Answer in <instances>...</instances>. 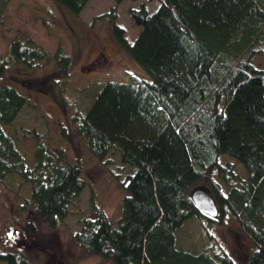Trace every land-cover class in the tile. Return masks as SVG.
<instances>
[{"label": "trees", "instance_id": "obj_1", "mask_svg": "<svg viewBox=\"0 0 264 264\" xmlns=\"http://www.w3.org/2000/svg\"><path fill=\"white\" fill-rule=\"evenodd\" d=\"M52 1L78 17L90 0ZM146 1L160 5L153 13L145 1L130 10L140 27L132 43L116 23L117 7L99 16L111 20L116 43L136 69L125 70L128 82L96 81L86 106V86L75 89L73 99L66 90L74 59L62 45L49 53L21 31L8 41L0 53V184L30 186L26 226L33 233L39 222L56 229L86 186L82 162L69 161L66 149L53 148L38 130L23 129L35 142L32 161L18 146L14 124L32 103L16 81L2 78L9 68L15 69L10 76L24 80L27 72L50 66L42 90L57 87L70 99L87 151L112 167L125 191L119 227L91 197V214L72 233L78 246L111 264H239L220 244L189 250L178 242L196 217L222 223L229 214L248 239L246 264H264V64L256 60L264 55V0ZM9 2L0 0V25ZM224 155L247 175L231 162L221 164ZM199 188L215 198L217 219L196 206ZM0 262L31 264L17 251H0Z\"/></svg>", "mask_w": 264, "mask_h": 264}, {"label": "rangeland", "instance_id": "obj_2", "mask_svg": "<svg viewBox=\"0 0 264 264\" xmlns=\"http://www.w3.org/2000/svg\"><path fill=\"white\" fill-rule=\"evenodd\" d=\"M143 1L147 3L150 13L155 12L160 5L159 1L146 0H125L121 4H117L115 0H90L76 17L52 0H10L2 16L3 24L0 25V53H6L8 41L18 31L30 36L49 53H55L58 46L62 45L63 50L74 59L72 82L66 90L73 99L77 98L75 89L86 86L88 97L83 96L82 101L86 106L91 98L89 94L95 90L96 81L128 82L129 77L125 70L136 69L116 43L111 20L99 16L117 7L116 23L124 28L127 40L132 43L139 34L140 27L135 25L130 10L139 8ZM97 60L100 61L99 65L87 69ZM256 60L259 64H264V55ZM8 70L9 73L2 78L3 81H16L19 89L32 103L31 107L18 116L14 124L15 130L20 134V149L30 160L33 158L35 142L31 134L24 137L23 129L38 130L53 148L64 147L69 161L79 159L82 162L86 186L78 202L71 208L70 215L56 229H50L47 224L39 222L33 233L26 226L33 209L30 186L19 188L18 180L0 184V251H17L31 264H111L99 256L86 253L73 241L72 233L79 228L82 216L91 214L89 206L92 196L114 226L119 227L121 203L125 195L120 179L112 171V167L105 166L87 151L83 139L73 125L75 107L70 99L66 97L64 100L57 87L48 92L42 90H47V82L43 80H46L50 66H45L40 71L27 72L24 80L10 76L15 69ZM98 88L99 85L96 86ZM228 162L235 165V170L242 177L247 175L240 163L229 156H220L221 164ZM214 180L220 184L222 192L228 194L230 187L219 179L217 172ZM178 242L180 247L189 250L220 244L233 254L239 264L247 263L249 250L245 242L248 239L242 234L238 221L229 214L222 223L211 222L206 217H196L178 233Z\"/></svg>", "mask_w": 264, "mask_h": 264}, {"label": "water", "instance_id": "obj_3", "mask_svg": "<svg viewBox=\"0 0 264 264\" xmlns=\"http://www.w3.org/2000/svg\"><path fill=\"white\" fill-rule=\"evenodd\" d=\"M193 200L201 212L211 218H217L220 214L215 198L206 190L199 189L193 193Z\"/></svg>", "mask_w": 264, "mask_h": 264}]
</instances>
